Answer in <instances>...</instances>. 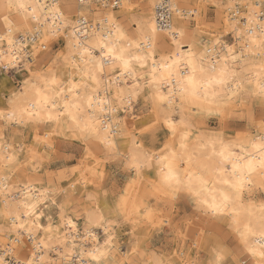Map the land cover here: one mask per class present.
<instances>
[{
	"label": "snow or ice",
	"instance_id": "6c2138e0",
	"mask_svg": "<svg viewBox=\"0 0 264 264\" xmlns=\"http://www.w3.org/2000/svg\"><path fill=\"white\" fill-rule=\"evenodd\" d=\"M29 7L39 19L40 8H48L55 16L60 5L34 3ZM137 7L136 0H119L118 4L106 0L94 29L85 20L87 13L82 12L78 19L84 21V27L74 26L63 41L67 55L54 50L58 36L54 25L41 34L39 43L33 40L25 44L23 40L17 43L19 30L5 21L6 32L0 41L9 47L0 66L21 67L27 78L0 105V159L13 165L27 154L29 176L21 203L30 219L19 227L28 224L29 233L36 232L38 237L30 252H20L18 264H74L62 238L57 244L63 259L50 261L46 254L36 256V249L44 253L53 247L46 233L54 232L81 234L87 247L77 254L86 256L87 264H100L108 254L105 245L110 243L111 234L126 225L123 216L105 215L103 204L97 203L99 197L115 195L120 212L127 214L129 178L153 167L159 186L168 190L167 201L162 209L145 206L141 212L153 230L172 243L158 252H148L146 264L183 257L186 250L179 244L187 237L192 238L193 254L200 250L199 264H264V192L259 200L249 195L254 180L264 181V137L244 145L225 143L213 135L202 146H211V155L201 152L200 170L183 174L176 166L175 152L165 148L154 155L151 151L159 129L171 134L180 126L190 127L183 113L174 109V100L215 103L227 92L228 99L255 97L264 104V0H259L258 7L257 0H251L243 24L230 14L227 24L224 19L213 20L220 30L218 38L211 40L200 39L198 28L189 32L175 27L162 38L154 34L155 28L146 32L143 21L135 16ZM213 7L235 8L231 3ZM198 9L197 5L189 6L188 18L198 19ZM49 41L53 43L49 45ZM61 60L76 69V74L59 75L56 68ZM30 65L44 71L33 76ZM146 99L147 108L142 109ZM153 109L158 110L160 120L156 114L144 119V113ZM259 118L264 126V111ZM62 120L70 121L78 134L72 138L81 148L80 164L45 173L44 161L52 155L77 159L73 153L62 152L59 141L54 140ZM125 126L139 127L147 150L138 151L141 145L133 138L131 150L124 154L117 151L115 137ZM186 138L187 133L180 144L185 150ZM188 159H192L191 154ZM89 160L93 163L84 166ZM109 162L118 169L122 182L103 170L102 164ZM85 173L91 179H85ZM181 201L195 211L182 208ZM21 214L16 213V218Z\"/></svg>",
	"mask_w": 264,
	"mask_h": 264
},
{
	"label": "bare ground",
	"instance_id": "6f19581e",
	"mask_svg": "<svg viewBox=\"0 0 264 264\" xmlns=\"http://www.w3.org/2000/svg\"><path fill=\"white\" fill-rule=\"evenodd\" d=\"M136 2L138 7L135 9V16L143 21L144 30L146 32H151V30L155 28L154 34L161 38L168 33L169 29L175 27H179L189 32L198 28L199 31V27L193 25L191 21H197L198 24L201 25L202 20H204L207 11L210 8H213L217 12V15L221 19L225 20L226 24L228 23L229 14L236 21L243 24L244 20L247 18L248 11L251 10L249 8L251 0H169L168 5L171 11L170 23L164 24L157 20L156 10L159 0H136ZM34 3L38 5H44L45 3L52 5L56 3L60 5V8L55 16L48 8H40V18L36 19L29 7V5ZM217 3L222 5L231 3L235 6V8L234 10L225 8L217 9L213 7V5ZM21 4L25 7L21 8ZM258 4L259 0H257V7ZM103 5L104 4L100 0H0V36L4 35L6 32V20L20 32V36L17 38V43L22 40V37L26 38L27 36L30 37V35H32V40H30L31 42L27 43L26 41L25 44H31L33 40H36L38 43L41 39H43L41 34L50 31L51 27L54 25L58 32V36L55 40L61 44V52L67 55V49L64 47L63 41L69 38L74 26L81 28L84 27V21L78 19L80 14L82 12L87 13L85 20H87L90 28L94 29L97 26L96 20ZM191 5L199 6L198 19L196 16H192L190 19L188 18V15L190 14H187V8ZM109 7H111V5H109ZM115 11L118 15L120 14L119 8H116ZM192 11L196 12L197 9H193ZM256 15L258 19L260 15L259 12H257ZM121 19L126 20L127 18L122 16ZM33 33H35V35H33ZM200 33L201 32L199 31L198 34ZM199 38L203 40H210V38H202L201 34L199 35ZM48 43L51 45L52 41H49ZM8 47L9 46L6 41H0V61H2L4 55L7 54ZM30 51L31 49H29V52ZM3 66H5L7 70L3 71L0 66V94L3 96V93L1 92L3 90L7 91V96L2 97L6 102L10 93L21 88V85L16 86L13 82H11V78L9 76L10 71L8 70H13L15 75L20 80V83L27 78V74L21 67L9 68L7 64H4ZM36 68L37 66L34 65V70H36ZM61 68L63 70V74H61V71L56 70L61 76L68 75L71 77L72 75H75L77 71L72 68L70 64L65 62H63V66ZM39 71L42 72L44 69L39 68ZM69 73H71V75H69ZM251 98L256 100L257 108L260 110V113L264 111V104L261 103L260 99L255 97ZM228 108H225V110ZM226 113L227 112L225 111V114ZM151 117L152 116L148 118ZM64 121L67 120H62L60 124ZM68 122L70 123V121ZM255 122V128L252 132L242 133V135L237 139L227 138L222 135L218 136L225 143L235 142L247 145L251 140L264 137V131L261 130L260 118H258ZM180 130L181 129L178 127L176 133L177 141L180 135ZM0 135L3 134L0 133ZM69 136L72 135L69 133L65 137ZM211 137H213V135H209L207 139ZM133 138H135L137 143L141 145V149H138V151L147 150L148 145H145L144 141L140 139V134L135 133L132 128L125 126L122 127L121 134L115 137V140L117 141V151L124 154L131 150L134 147ZM158 141L159 147H162L164 142L163 138L160 137ZM216 148L219 150V145H217ZM201 152L205 156L211 155V146L201 149ZM26 156L27 154L25 153V156L20 157L18 162L13 165H8L3 159H0V163L3 165V173L0 174V264H18V260L22 259V257H20V252H30L35 246V240L38 238L36 232L29 233L27 230L29 227L28 224H26L24 228L19 227L21 223H25L30 219L26 213H23V205L21 203L24 199V193L26 192L25 180L29 176V161L25 158ZM24 162L26 164H24ZM92 163L93 161H86L84 166H90ZM208 163L211 164V161H208ZM180 167H185V163L181 162ZM81 170H83V168ZM142 173L147 176H154L155 167H153V171L151 172H149L146 168L142 171ZM84 178L91 179L87 173H85ZM100 199L101 196L99 197V200ZM18 212L22 213L19 219L15 216ZM46 235L49 237L53 247L46 250L44 253H41L40 249H36L35 254L37 257L41 254H46L49 256L50 261L63 259L64 257L61 252V246L57 244V240L62 238L66 241L68 249L72 252L71 259L74 261V264H81L82 260H84L85 264H87V257L77 254L78 252H83V249L87 247V244L81 234L76 232H67V235L65 236L63 232H54L46 233ZM39 238L43 239V237Z\"/></svg>",
	"mask_w": 264,
	"mask_h": 264
},
{
	"label": "clouds",
	"instance_id": "9594fccd",
	"mask_svg": "<svg viewBox=\"0 0 264 264\" xmlns=\"http://www.w3.org/2000/svg\"><path fill=\"white\" fill-rule=\"evenodd\" d=\"M131 28V25H129ZM132 31H135L132 29ZM218 38L217 35L212 36L211 39ZM39 43V42H38ZM33 76H36L40 71L37 67L34 70V65L28 66ZM57 71L63 70L61 66H57ZM143 72V70H141ZM71 75V73H69ZM23 84L21 83V87ZM228 94L225 92L224 98L219 99L215 103H208L201 100L197 103H189L185 101H173L174 109H179L183 113V118L188 122L190 127L180 126V135L178 141L176 139V133L166 134L163 129H159L162 134L163 146L159 149L155 148V140L151 151L154 155L161 154L166 150L169 152H175L176 154V166L178 170L183 174L186 170H200L198 161L201 158V149L205 142L208 140L209 135H222L227 138H231L233 135L239 136L241 130L238 124L241 122H233L228 127H222L221 121L216 119L217 115H210L209 113H220L223 115L224 109L236 104V99H228ZM238 99V98H237ZM147 108V99L145 104L142 105V109ZM157 115V121L160 120L158 110H147L144 113L145 117ZM261 130L264 131V126H261ZM57 137L67 136L69 133L73 136L78 135L71 123L64 121L57 128ZM187 133V138L183 141L187 145V149L180 147L181 137ZM239 144V143H237ZM188 154L192 155V159H188ZM181 162L185 163V167L181 168ZM149 172L153 171V168H147ZM3 173V165L0 163V174ZM207 174V173H205ZM130 184L128 185L127 198L129 200V210L127 214L120 212L118 207V198L113 195L112 198H105L101 195V199L98 200V204L103 203L104 213L106 216H123V224L119 232H113L111 234V241L105 247L109 250L108 254L102 259L100 264H146V258L148 252H158L161 248L156 246L157 237H161L159 233L155 232L153 228L145 221L141 209L145 206L155 207L159 206L161 209L165 206L168 196V190L159 186L158 174L154 176H147L141 173L140 175L129 178ZM211 179V177H210ZM261 192H264V181L257 179L253 181V189L249 193L250 196L259 200L261 198ZM184 204L181 201V207ZM189 211H195L194 207L190 204L186 205ZM125 237L127 239H125ZM171 243V242H170ZM179 247L181 250H186L183 257L172 256L165 259L164 264H199L202 260L200 250L196 249L195 254L194 246L192 245V238L187 237L183 239ZM175 252V249H173Z\"/></svg>",
	"mask_w": 264,
	"mask_h": 264
},
{
	"label": "rangeland",
	"instance_id": "374dc122",
	"mask_svg": "<svg viewBox=\"0 0 264 264\" xmlns=\"http://www.w3.org/2000/svg\"><path fill=\"white\" fill-rule=\"evenodd\" d=\"M220 19L221 18L217 15V12L213 8H210V9H208L204 20H202L201 25H199L198 22L194 21V20H192L191 22L193 25H196L199 27V31L201 32L200 34H201L202 38L206 39V38H211L212 36H215L219 33L220 26L218 24H213L212 21L213 20L218 21ZM232 39H234V37H232ZM55 44H56V48L54 50L61 51V49H62L61 44L56 40H55ZM59 66H61V67L63 66L62 60L59 64ZM9 73H10L9 76L11 78V82H13V84L16 86H20L21 85L20 80L15 75V73L13 71H10ZM1 93H3V96H7L6 90H3ZM3 96H1V94H0V105L5 103V100H3L4 98H2ZM225 111L227 112L226 114H225ZM225 111H224L223 115H217L216 119L221 121V126L225 127V128L228 127V125L230 123L241 122L238 124V127L241 130L239 136H241L242 133L252 132L255 128V123H256L255 121L260 116V115H258V114H260V110H258V108H257L256 100L251 98V97H247V96L246 97L241 96L238 99H236V104L233 105L232 107H229ZM144 119H151V118L145 117ZM137 123L139 125L141 123V121H138ZM133 131L137 134H140L139 127L133 129ZM158 133L159 134L157 135L156 140H159L160 137H162V134L159 131H158ZM8 135L10 136L11 133H9ZM239 136L233 135L231 138L237 139ZM54 140H57L60 142L59 144H60V148H61L62 152L73 153L77 157V159L65 160L58 155H52V159L44 161V164L46 166L45 167V173H48L49 171H54V172L58 173L62 168L70 169L73 166L80 164L79 157L81 155V148H80V145L76 142V140H74L72 138V136L67 137V139H61L60 137L56 136V137H54ZM155 145H158V146H155L156 149L160 148L159 143H155ZM39 150L43 151V149H39ZM89 161H91V160H89ZM24 164H26V163L24 162ZM102 168H103V170L112 174L115 179L121 180V182H122V178L118 172V169H116L114 163L109 162L107 164H102ZM73 175H75V174H73ZM79 198L80 197H77V199H79ZM183 207H186V205H183ZM125 239H127V238L125 237ZM170 242L172 243L171 240H165V239H162L161 237H157L156 246L158 248H162L167 244H171Z\"/></svg>",
	"mask_w": 264,
	"mask_h": 264
},
{
	"label": "built area",
	"instance_id": "2783aa9c",
	"mask_svg": "<svg viewBox=\"0 0 264 264\" xmlns=\"http://www.w3.org/2000/svg\"><path fill=\"white\" fill-rule=\"evenodd\" d=\"M80 1H83V0H80ZM103 4L106 2V0H100ZM119 0H112V3H117L118 4ZM169 0H159V3L157 4V10H156V13H157V20L161 23H164V24H168L170 23V16H171V11H170V8H169ZM111 5V4H109ZM31 36L30 37H22V40L24 42L27 41L28 42H31L30 40L31 39ZM29 51V49H28ZM2 70L3 71H6V67L5 66H1ZM8 71H13L12 69L8 70Z\"/></svg>",
	"mask_w": 264,
	"mask_h": 264
}]
</instances>
